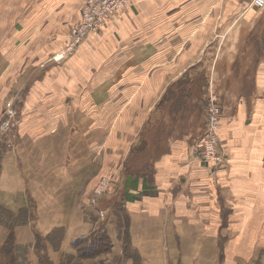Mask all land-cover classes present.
<instances>
[{
  "label": "crops",
  "instance_id": "1",
  "mask_svg": "<svg viewBox=\"0 0 264 264\" xmlns=\"http://www.w3.org/2000/svg\"><path fill=\"white\" fill-rule=\"evenodd\" d=\"M84 1L0 0V97L3 87L12 89L11 107L22 116L49 91L42 116L53 120L46 133L60 136L65 153L61 195L76 189L70 163L91 161L92 142L108 135L109 163L126 151L114 194L141 246H196L212 238L217 244L220 232L228 245H254L264 232V7L251 0H127L124 11L57 63L53 57L80 21ZM167 84L166 97L153 105ZM211 91L220 97L225 157L214 168L201 149ZM18 127L6 156L11 172L3 175L24 184L30 179ZM33 129L30 122L28 134ZM95 168L88 163V176ZM24 191L8 192L12 205L31 199Z\"/></svg>",
  "mask_w": 264,
  "mask_h": 264
},
{
  "label": "rangeland",
  "instance_id": "2",
  "mask_svg": "<svg viewBox=\"0 0 264 264\" xmlns=\"http://www.w3.org/2000/svg\"><path fill=\"white\" fill-rule=\"evenodd\" d=\"M86 3L87 0L83 2L81 14L86 7ZM127 6L128 4L121 11H124ZM70 33L65 39L64 45L70 41ZM7 88L3 87L4 97H0V192H3V194H0V202H5V205L0 203V208L3 210V215L6 212L11 214L6 219L3 216L2 218L6 222L13 223V239L11 242H13L15 250L18 251L17 256L20 261L29 260L31 264H39V257L42 256L48 258L50 263L47 261V264H60L62 256L65 253L72 252L74 257L68 264H135L134 260L124 259L120 255L124 243L118 239L120 235L125 234V229H127V238L130 241L134 239L135 246L131 248L135 249L139 255L141 254V264H264V232L262 231L258 233L259 238H255L254 245L246 244L243 248L235 247L232 241L228 245L226 232H220V235L217 234V244H214L215 241L212 238L211 241L199 239L196 246L187 245V242L184 243L185 246L182 245L178 248H173L167 243L152 248L141 246L145 241L140 240L139 231L134 233V238L131 237L130 219H126V216L123 215L124 204L118 201L119 194H114L116 188L120 185L115 184L114 180L121 178L120 175L125 169L124 153L126 151L124 148L118 151V164L109 163V156H112L114 152L107 149L108 135L104 139L99 141L95 139L92 142L90 148L92 147L91 152L93 150L94 155L91 157V161L84 160L83 163L76 166L70 163L69 171L70 175L75 178L76 189L62 196L60 193L62 184L60 175L66 162H64L65 153L60 146V136H56L55 133L53 137H50L51 135L46 133V131L51 130L50 124L53 120H46L47 117L42 116V110L46 106L44 100H47L46 94L49 91L40 92L31 100L29 105L22 110V116L20 112H17V121L22 122L21 127H18L14 126V120L10 116L5 119V112L12 106L13 99L12 89L9 88L10 92L8 90L9 93H7ZM168 89L167 84L161 96L154 100L153 105H160L162 99L166 97ZM215 95L217 94L215 93ZM174 98L181 100L179 95L174 96ZM217 98L220 105L218 95ZM209 105L210 100L208 97L207 110ZM19 108H23L22 103L18 105V110H20ZM48 121L49 124H47ZM30 122L34 124L32 135L28 134ZM108 124L110 125L109 122ZM17 127L22 134L20 155L24 161L25 174L29 177L30 183H17L16 180L14 182L12 174L5 180L6 176L3 175L4 171L11 172L12 164L9 163L6 156L11 153L10 143L18 132ZM143 129H140L133 136L130 143L128 141V147L135 145L141 137ZM102 143L103 145H101ZM202 159L208 167H215L211 160H207L203 151ZM89 162H92L96 168L88 176ZM62 186L64 185L62 184ZM21 190H25L24 193L29 194L31 199L27 202L25 199H21L18 207L15 200V204L12 205V198L8 192H20ZM51 195H54V197H50ZM135 209L133 219L135 225L139 226L141 219L140 207L138 206ZM120 212L122 214H118ZM20 213H24V215L21 216ZM19 216L27 217L29 223L19 225ZM124 225L126 226L125 229ZM34 227H36V230L33 234ZM101 227L108 231L112 239V250L99 252L103 248L99 246L87 247L82 242L80 246L83 249L82 254L84 257L78 256L73 250L72 241L89 237L94 232H98ZM9 232L10 230L5 225H0V264L6 262L9 258L4 250L9 241L7 240L11 233ZM198 234L200 236L199 232ZM249 235L253 237L251 233ZM57 248H59V251ZM147 251H149L148 255H146ZM173 251H176L177 255H173ZM119 258H122L121 262H119Z\"/></svg>",
  "mask_w": 264,
  "mask_h": 264
},
{
  "label": "built area",
  "instance_id": "3",
  "mask_svg": "<svg viewBox=\"0 0 264 264\" xmlns=\"http://www.w3.org/2000/svg\"><path fill=\"white\" fill-rule=\"evenodd\" d=\"M127 5V0H87L86 7L82 13L81 20L75 25L70 33V41L53 57L57 63H63L78 47L86 40L91 32L100 29L107 22V18L115 16ZM252 5L264 6V0H252ZM210 105L207 110L208 120L205 134L202 138L203 153L207 160H211L214 166L222 164L225 160L220 143V114L221 108L217 102V95L213 91L209 93ZM8 116L16 117V110L9 107Z\"/></svg>",
  "mask_w": 264,
  "mask_h": 264
},
{
  "label": "trees",
  "instance_id": "4",
  "mask_svg": "<svg viewBox=\"0 0 264 264\" xmlns=\"http://www.w3.org/2000/svg\"><path fill=\"white\" fill-rule=\"evenodd\" d=\"M3 210L0 208V225H5L9 230H10V234L8 236L9 240L7 242V245L4 247V250L6 251V253L8 254L7 257L8 260L2 264H31V261L27 260H19L18 259V251L15 250L14 248V244L12 241V234H13V223L10 222H6L4 220V218L6 219L7 217H10L9 215H11L9 212H6L5 215L2 214ZM21 216L24 215V213H20ZM2 216L4 218H2ZM19 216L18 217V221H20L19 225H23V224H28L29 223V219L27 217L23 218ZM125 229V227H124ZM128 237V232L127 229H125V234L124 235H120L119 240L123 241L124 245H123V249H122V253L120 255H122V257L124 259H128V260H134L135 264H141V258L140 255L136 252V250L134 251L131 247V242L130 240L127 238ZM127 238V239H126ZM84 242V244L87 245V247H95V246H99L100 248H103L101 251L99 252H108L111 251L113 248V242L112 239L108 233L107 230H104L103 227L98 229V232H94L93 235L89 236V237H82L79 240H74L72 241V247L74 252L80 256V257H84V255L82 254V247L80 246V243ZM1 247V245H0ZM59 251V248H57ZM26 251V250H25ZM72 252L70 253H65V255L62 256L61 258V263L60 264H68L70 263V261L73 259L74 255H72ZM47 257H39V264H47L48 258L44 259ZM122 258H119V262H121ZM49 262V261H48ZM50 263V262H49Z\"/></svg>",
  "mask_w": 264,
  "mask_h": 264
}]
</instances>
